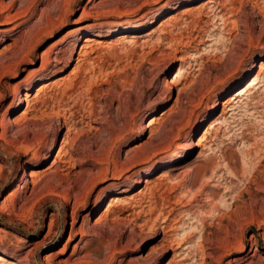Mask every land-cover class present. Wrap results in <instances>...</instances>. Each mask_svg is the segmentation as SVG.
Masks as SVG:
<instances>
[{"label": "rangeland", "instance_id": "rangeland-1", "mask_svg": "<svg viewBox=\"0 0 264 264\" xmlns=\"http://www.w3.org/2000/svg\"><path fill=\"white\" fill-rule=\"evenodd\" d=\"M165 1L0 0L14 264H264V0Z\"/></svg>", "mask_w": 264, "mask_h": 264}, {"label": "bare ground", "instance_id": "bare-ground-1", "mask_svg": "<svg viewBox=\"0 0 264 264\" xmlns=\"http://www.w3.org/2000/svg\"><path fill=\"white\" fill-rule=\"evenodd\" d=\"M172 1V0H171ZM169 0H166L165 2H163L162 4H160L161 7H166L167 4H168ZM127 17V16H126ZM130 18V17H129ZM127 18V19H129ZM118 20V19H117ZM128 22V20H126ZM119 22H117L116 20H109V19H102V20H99V21H96V22H93V23H89V24H86L84 27L87 28V27H92L93 29L94 28H103V27H109V26H112V25H115ZM121 24V23H120ZM89 41H93V39H90ZM243 69V68H242ZM46 70L47 68L44 67L42 68V70H40L37 74H35L32 78H31V81H29V84H32L34 83L36 80H38V78L42 77L43 75H45L46 73ZM238 73L234 74V77H232L231 81H233L236 77L235 75H237ZM236 80V79H235ZM235 82V81H234ZM253 85H257L258 83L256 81H254V83H252ZM220 94V93H219ZM229 109V108H228ZM231 109V108H230ZM232 110V109H231ZM199 115V114H198ZM70 127V126H68ZM68 129V128H67ZM71 129V128H70ZM68 131V130H67ZM69 133V131L67 132ZM55 141V140H54ZM205 149V148H204ZM180 150H187V148L184 146V145H180L176 151L174 150V152H171V154L168 152V153H165L163 155H160L158 156V158L156 159V162H159L160 160L162 159H165L166 157H169V155H176L178 153V151ZM156 156V155H155ZM34 160H38L40 157H39V154H33V157H32ZM163 161V160H162ZM153 164V163H152ZM154 166V165H153ZM148 167V166H146ZM149 169V168H148ZM116 185V183L113 181V182H110L108 185L105 186V188H108L110 186H114ZM0 263L1 264H14L13 260L0 252Z\"/></svg>", "mask_w": 264, "mask_h": 264}]
</instances>
